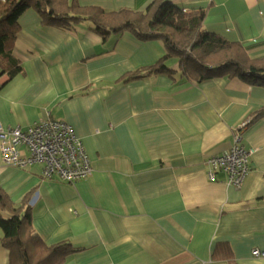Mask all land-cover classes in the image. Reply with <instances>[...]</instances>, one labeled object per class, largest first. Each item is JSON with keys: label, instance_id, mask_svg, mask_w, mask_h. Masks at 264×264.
Segmentation results:
<instances>
[{"label": "crops", "instance_id": "obj_1", "mask_svg": "<svg viewBox=\"0 0 264 264\" xmlns=\"http://www.w3.org/2000/svg\"><path fill=\"white\" fill-rule=\"evenodd\" d=\"M153 1L78 0L107 11ZM169 1L264 57V0ZM19 23L13 53L23 71L0 76V124H69L93 172L46 179L42 164H6L0 150V194L31 206L47 245L79 248L63 264H264L253 253L264 250V84L190 81L177 58L166 62L172 73L133 78L166 54L161 40L130 31L104 40L90 20L72 31L44 26L34 10ZM245 122L244 182L236 187L222 169L211 179L205 159L228 153ZM0 264H10L1 244Z\"/></svg>", "mask_w": 264, "mask_h": 264}, {"label": "trees", "instance_id": "obj_2", "mask_svg": "<svg viewBox=\"0 0 264 264\" xmlns=\"http://www.w3.org/2000/svg\"><path fill=\"white\" fill-rule=\"evenodd\" d=\"M28 10L39 15L42 25L66 31L90 20L104 40L125 31L143 40H161L166 54L155 65L131 74L133 78L172 73L166 62L177 58L182 74L190 81L227 76L264 84V57L250 58L241 43L206 30L204 12L188 14L169 0H154L144 11H107L81 6L78 0H0V76L23 71L13 46L20 31L19 19ZM259 114H264V108ZM0 228V244L9 250L10 264H63L70 253L79 250L67 242L47 245L33 226L31 206L27 202L16 205L3 194Z\"/></svg>", "mask_w": 264, "mask_h": 264}, {"label": "built area", "instance_id": "obj_3", "mask_svg": "<svg viewBox=\"0 0 264 264\" xmlns=\"http://www.w3.org/2000/svg\"><path fill=\"white\" fill-rule=\"evenodd\" d=\"M236 131L235 145L228 153L205 159L208 175L215 179L216 170L228 174L229 182L240 187L249 173L251 152L240 144L242 129ZM0 150L3 162L19 167L43 165L46 179L59 177L73 182L86 178L93 172L85 147L74 129L60 120L45 119L26 128L4 127L0 124ZM256 256L264 258V250L255 249Z\"/></svg>", "mask_w": 264, "mask_h": 264}]
</instances>
